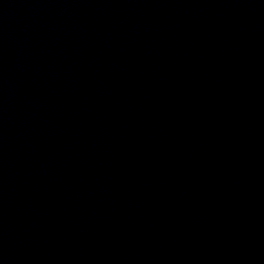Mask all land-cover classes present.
<instances>
[{
    "label": "water",
    "instance_id": "obj_1",
    "mask_svg": "<svg viewBox=\"0 0 264 264\" xmlns=\"http://www.w3.org/2000/svg\"><path fill=\"white\" fill-rule=\"evenodd\" d=\"M0 264H264V0H0Z\"/></svg>",
    "mask_w": 264,
    "mask_h": 264
}]
</instances>
